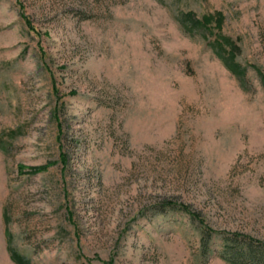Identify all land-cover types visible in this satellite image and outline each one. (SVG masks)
<instances>
[{
	"label": "rangeland",
	"instance_id": "374dc122",
	"mask_svg": "<svg viewBox=\"0 0 264 264\" xmlns=\"http://www.w3.org/2000/svg\"><path fill=\"white\" fill-rule=\"evenodd\" d=\"M239 253L264 260V0H0V264Z\"/></svg>",
	"mask_w": 264,
	"mask_h": 264
},
{
	"label": "trees",
	"instance_id": "16d2710c",
	"mask_svg": "<svg viewBox=\"0 0 264 264\" xmlns=\"http://www.w3.org/2000/svg\"><path fill=\"white\" fill-rule=\"evenodd\" d=\"M223 41L226 42L225 40H223ZM221 58H222L224 64H226L230 69H232V70H236V66L233 65V63H230V61H229L228 59L226 60V59L223 58V57H221ZM234 68H235V69H234ZM35 170H36V168L33 169V171H35ZM246 252H247V254H248L249 256H255V253H254L253 248H250V247H249V248L246 250ZM10 254H11L12 256H14V253H13L12 250L10 251ZM239 256H240V253H239L238 255H235V254H233V255H228V256L225 257V259L228 260L229 262H231L232 264H242V263H243V258H241V257H239ZM263 262H264V260H263V259H260V261H259L258 263L263 264Z\"/></svg>",
	"mask_w": 264,
	"mask_h": 264
}]
</instances>
